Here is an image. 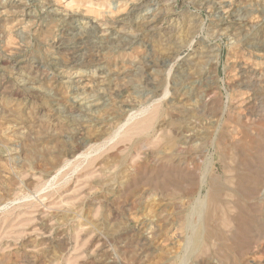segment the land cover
Wrapping results in <instances>:
<instances>
[{"label":"rangeland","instance_id":"1","mask_svg":"<svg viewBox=\"0 0 264 264\" xmlns=\"http://www.w3.org/2000/svg\"><path fill=\"white\" fill-rule=\"evenodd\" d=\"M0 264H264V0H0Z\"/></svg>","mask_w":264,"mask_h":264},{"label":"bare ground","instance_id":"2","mask_svg":"<svg viewBox=\"0 0 264 264\" xmlns=\"http://www.w3.org/2000/svg\"><path fill=\"white\" fill-rule=\"evenodd\" d=\"M12 1H13V0H12ZM16 2H17V1H16ZM53 3H54V2H53ZM212 3H213V1H212ZM12 4H13V3H12ZM48 4H49V2L47 3V5H48ZM54 4H55V3H54ZM213 4H214V3H213ZM213 4H212V5H213ZM214 5H215V4H214ZM17 6H18V5H17ZM51 6H52V5H51ZM215 6H217V5H215ZM51 8H52V7H51ZM56 8H57V6H56ZM144 9H145V8H144ZM53 10H54V9H53ZM60 10H61V9H60ZM64 11H65V10H64ZM66 11H67V10H66ZM49 12H50V11H49ZM56 12H57V11H56ZM67 12H69V11H67ZM231 12H232V11H231ZM227 13L229 14V12H227ZM63 14H64V13H63ZM66 14H67V13H66ZM232 14H233V13H232ZM68 15H69V14H68ZM71 15H72V14H71ZM226 16H227V15H226ZM229 16H230V15H229ZM82 17H83V16H82ZM59 18H60V17H59ZM67 19H68V18H67ZM67 19H65V20L68 21ZM70 19H71V18H70ZM88 19H89V18H88ZM222 19L225 20L224 18H222ZM65 20H64V21H65ZM226 20H228V19H226ZM153 22H154V21H153ZM220 23H221V22H220ZM96 24H97V23H96ZM97 32H98V30H97ZM98 33H99V32H98ZM103 37H104V35H103ZM98 40H99V39H97V41H98ZM93 42H94V41H93ZM100 42H101V41H100ZM258 43H259V42H258ZM96 47H97V46H96ZM100 70H101V69H100ZM61 71H62V70H61ZM74 72H75V71H74ZM61 73H62V72H61ZM67 74H68V73H67ZM67 74H66V75H67ZM107 74H108V73H107ZM61 75H62V74H61ZM70 75H71V77H72V74H70ZM62 76H63V75H62ZM73 76L76 78V77H77V74L74 73ZM64 77H65V76H64ZM67 77H68V75H67ZM102 77H103V76H102ZM76 93H77V92H76ZM102 97H103V96H102ZM90 101H91V100H90ZM76 102H77V101H76ZM80 102H81V101H80ZM85 102H86V101H85ZM85 102H84V103H85ZM88 102H89V101H88ZM94 102H95V101H94ZM82 103H83V102H82ZM82 103H81V104H82ZM91 104H92V103H91ZM84 105H86V104H84ZM94 105H98V104H97V103H93V106H94ZM99 105H100V104H99ZM81 106H82V105H81ZM87 106H88V105H86V108H88Z\"/></svg>","mask_w":264,"mask_h":264}]
</instances>
